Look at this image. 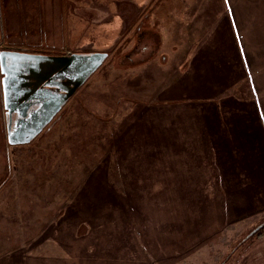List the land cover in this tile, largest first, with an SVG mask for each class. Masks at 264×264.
I'll list each match as a JSON object with an SVG mask.
<instances>
[{
	"label": "crops",
	"instance_id": "0c3cea01",
	"mask_svg": "<svg viewBox=\"0 0 264 264\" xmlns=\"http://www.w3.org/2000/svg\"><path fill=\"white\" fill-rule=\"evenodd\" d=\"M225 2V13L217 20L213 18L204 43L184 62L183 69L166 78V87L155 93L156 102H149L155 105L148 109L133 105V115L130 117L128 113L122 126L113 125L110 133L118 160L113 170L118 171L121 184L117 197L124 205H117L112 220L121 225L126 220L129 232L132 221L141 217L136 210L137 196L147 190L149 194L153 190L163 191L161 197L176 200L173 207L178 212L168 215L166 204L165 214L159 210L150 218L159 219L161 231L168 230V222L171 223V238L183 251H170L169 255L178 256L176 263L183 260L181 255L186 260L212 242L216 245L217 240L235 238L239 227L244 231L264 222V0ZM145 9L146 14L147 6ZM35 11V0H2L0 24L12 31H35ZM69 14L74 15V24L85 22L81 13ZM244 42H255V51H246ZM77 43L81 42L1 43L0 105L8 121L6 126L14 128L11 135L19 137L15 143H27L34 137L38 141L45 128L49 132L57 127L59 133L54 130L53 134L62 136V127L81 128L87 124L88 118L81 116L86 108L78 96L84 93L88 60L66 49ZM242 78L251 83L254 103L247 99H232L230 103L212 100L215 93L232 87ZM127 87L134 94V86L129 83ZM174 99L182 101L172 103ZM76 117L80 121L72 119ZM157 118L165 124L159 135L166 143L158 145L159 148L153 146L158 125L151 123ZM96 119L89 118L93 124L102 125ZM75 133L85 135L81 131ZM54 141L69 142L65 138ZM166 147L165 161L158 162ZM57 158V153L54 156L48 153L46 158H40L39 154L35 158V184L46 186L47 182L49 186L41 190L70 189L64 183L68 179L66 172L64 177L55 176ZM171 158L174 161H169ZM90 183L89 180L87 184ZM79 203L71 201L65 205L64 216L83 215L79 207L89 206ZM91 204L88 200L87 205ZM111 209L113 212L115 208ZM87 211L103 213L98 208ZM234 228L237 231L233 234ZM238 264H264V232L239 258Z\"/></svg>",
	"mask_w": 264,
	"mask_h": 264
},
{
	"label": "rangeland",
	"instance_id": "374dc122",
	"mask_svg": "<svg viewBox=\"0 0 264 264\" xmlns=\"http://www.w3.org/2000/svg\"><path fill=\"white\" fill-rule=\"evenodd\" d=\"M124 1L35 0V31H12L0 24V45L3 42H81L66 49L88 60L84 93L78 96L86 108L81 116L88 118L83 127H62V136L53 134L54 130H60L57 127L50 128L49 132L45 128L38 141L34 137L27 143H15L19 137L11 135L14 128L6 126L8 121L0 105V264H238L260 235L250 234L256 226L244 231L243 227L238 231L234 228L233 234L238 232L235 238L217 240L216 245L212 242L186 260L181 255L183 260L176 263L175 251H183L171 238V223L168 222V230L161 231L159 219L150 218L159 210L165 214L166 204L168 215L177 210L173 207L176 200L165 198L166 195L161 197L163 191L153 190L149 194L147 190L137 196L136 210L141 217L132 221L129 232L125 228L126 220L122 225L112 220L116 209L124 205L117 197L121 184L118 171L113 170L118 160L111 128L118 123L122 126L127 114L133 115L135 105L140 104L144 109L155 105L151 104L156 102L155 93L166 87V78L183 69L184 62L210 34L213 18L222 17L227 9L225 0ZM69 13H81L85 22L74 24V15ZM244 49L255 51V42H244ZM255 64L256 60L253 75ZM251 81L255 84V80ZM129 83L134 86L132 95V88L127 87ZM1 99L0 96V104ZM232 99L254 103L248 78L224 87L212 100L230 103ZM89 118H97L102 125L93 124ZM72 119L80 121L79 117ZM154 122L158 126H155L153 146L159 148L161 143H166L159 135L165 124L161 118L151 121ZM75 131L85 135H76ZM64 138L69 142H52ZM167 149H162L158 162L165 161ZM48 153L50 156L57 153L55 176L64 177L66 172L68 179L64 183L70 189L48 191L40 189L44 185L35 184V158L39 154L40 158H46ZM45 185L47 189V182ZM88 200L91 205H87ZM71 201L89 207H79L83 215L65 217L64 206ZM96 208L103 213L87 211ZM121 226L123 229H119ZM170 251L174 253L169 255Z\"/></svg>",
	"mask_w": 264,
	"mask_h": 264
},
{
	"label": "trees",
	"instance_id": "16d2710c",
	"mask_svg": "<svg viewBox=\"0 0 264 264\" xmlns=\"http://www.w3.org/2000/svg\"><path fill=\"white\" fill-rule=\"evenodd\" d=\"M264 232V225L260 227L256 232H254V235H258Z\"/></svg>",
	"mask_w": 264,
	"mask_h": 264
},
{
	"label": "water",
	"instance_id": "95a60500",
	"mask_svg": "<svg viewBox=\"0 0 264 264\" xmlns=\"http://www.w3.org/2000/svg\"><path fill=\"white\" fill-rule=\"evenodd\" d=\"M264 225V223L260 224L259 226H257L256 228H254L250 234H253L254 232H256L260 227H262Z\"/></svg>",
	"mask_w": 264,
	"mask_h": 264
}]
</instances>
